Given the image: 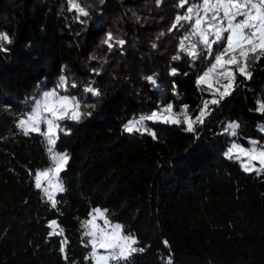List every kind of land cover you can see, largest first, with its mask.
Wrapping results in <instances>:
<instances>
[{
    "label": "trees",
    "instance_id": "obj_1",
    "mask_svg": "<svg viewBox=\"0 0 264 264\" xmlns=\"http://www.w3.org/2000/svg\"><path fill=\"white\" fill-rule=\"evenodd\" d=\"M77 2L91 12L87 25L73 19L76 13L67 0H0V31L13 37L12 45L5 44L10 51L0 52V264H64L56 238L45 243V223L57 214L42 202L27 175V169L49 164L43 138L18 134L13 115L31 109L25 97L40 95L38 82L45 90L54 86L61 65L78 84L94 79L103 93L95 110L87 109L91 117L65 122L71 135L58 141L57 150L71 155L69 173L62 174L68 191L58 194V199L64 196L58 219L76 264H93L84 260L89 249L80 245V221L96 207L107 209L108 218L125 233L152 245L139 264H161L157 256L163 253L155 250L164 237L172 244L174 264H264V173L246 174L224 157L233 140L228 123L239 124L243 145V138L262 137L258 127L264 128V114L258 103L264 102V59L255 66L253 80L207 117L198 140L181 131L183 124L150 121L146 124L158 132V140L146 133L128 135L121 131L124 123L163 101L172 102L174 112L187 104L195 118L202 99L211 98L197 89L195 79L213 61L190 67L184 53L179 61L171 59L190 29L182 21L179 31L168 32L175 15L184 13L179 0H164L158 9L155 0ZM132 13L141 16L140 22ZM109 30L129 42L124 55L108 53L101 44ZM162 31L165 35L157 40ZM90 54L97 59L90 60ZM93 68L101 69V75H92ZM171 68L180 75L170 77ZM152 75L155 85L144 79ZM173 79L180 85L179 99L172 97ZM77 94L84 98L83 92ZM87 99L96 101L90 95Z\"/></svg>",
    "mask_w": 264,
    "mask_h": 264
},
{
    "label": "snow or ice",
    "instance_id": "obj_2",
    "mask_svg": "<svg viewBox=\"0 0 264 264\" xmlns=\"http://www.w3.org/2000/svg\"><path fill=\"white\" fill-rule=\"evenodd\" d=\"M103 5L105 0H99ZM69 10L74 11L73 17L81 25H87L91 19V12L77 0H67ZM164 0H155L156 8H160ZM185 5H188L185 8ZM178 7L184 9V13H177L174 22L168 28L169 34L179 31L183 27L181 23L186 22L191 27L179 40L178 52L172 56L173 61L181 60L180 53H184L190 61V67L196 62L204 63L212 60L213 63L207 70L198 74L195 83L197 89L202 93H208L210 99H202V104L195 115L189 113V106L183 104L180 112H174L173 103L163 101L157 105L149 114H144L135 119H130L122 125V133L147 134L154 140L159 139L158 132L150 129L146 121L164 126H180L181 131L191 133L194 140L199 139L200 128L205 125L207 117L211 116L224 100L231 97L234 92L246 87V81L253 80V74L261 59H264V0H201L200 3H189V0H179ZM103 11V9H101ZM137 22L141 16L132 13ZM79 35V33H77ZM160 32L157 40L164 36ZM129 42L118 38L112 31H107L101 40V44L107 47L108 53L114 50L118 55H124L127 51L125 45ZM5 44L12 45L13 37L6 31H0V52L8 53L10 49ZM158 47L152 42L151 48ZM90 60H96L95 55L89 56ZM107 62L105 57L104 63ZM103 67V64L102 66ZM67 65H61L59 76L52 82L53 87L42 89L40 82L37 83L38 97H25V102L31 101L32 107L28 111L14 112L15 128L18 134L31 138L33 134L42 137L49 164L43 169H27V175L31 179L32 187L38 191L41 200L47 203L51 210L57 214V218L47 220L45 227L48 229L45 243L56 238L59 245L58 254L64 264H76L75 259L69 255L70 240L65 229L60 224L58 217L63 214L62 204L68 189L64 184L62 174L69 173V162L71 155L67 151H58V141L62 137L71 135V128L65 122L82 123L83 120L92 116L91 108L95 110L96 104L100 103L103 93L95 86L96 81L90 79L85 85L77 83V78L71 73L65 74ZM94 76L101 75V69L90 70ZM170 77H178V68H171ZM187 76L188 73H183ZM223 78L213 81V76ZM243 79L239 82L237 77ZM152 85L157 83L155 75L144 77ZM47 81V78H44ZM172 97L179 99L180 85L175 79L171 81ZM83 92L84 98H80L77 92ZM95 97V103H88V96ZM215 106V107H212ZM11 108V105L8 106ZM249 111H252L249 109ZM264 114V104L259 108ZM233 129L231 136L237 135L235 129L239 124H229ZM264 132V129H260ZM0 139H3L0 137ZM251 147L246 148L238 143H232L227 147L224 157L233 160L235 157L241 161L242 171L251 175L252 173H264V145L259 141H251ZM243 158V159H241ZM258 164V166H257ZM27 203V201H25ZM107 209L93 208L89 212V218L80 221L83 230L80 245L89 249L84 257L85 262L91 260L93 264H139L140 258L153 250L150 243H144L131 232L125 233L123 226L119 223L113 224L106 215ZM102 222V223H101ZM85 237L87 239H85ZM162 252L157 260L161 264H174L173 247L166 238L160 240Z\"/></svg>",
    "mask_w": 264,
    "mask_h": 264
},
{
    "label": "rangeland",
    "instance_id": "obj_3",
    "mask_svg": "<svg viewBox=\"0 0 264 264\" xmlns=\"http://www.w3.org/2000/svg\"><path fill=\"white\" fill-rule=\"evenodd\" d=\"M191 4V3H190ZM191 27V26H190ZM213 81H215L216 79H220L221 80V82H223V78L222 77H219L218 75H214L213 76ZM262 104H264V102H262V101H260L259 103H258V111H259V108H260V106L262 105ZM229 124H237V123H228V125ZM237 129L238 128H236L235 129V131H236V133H237ZM260 129H264L263 127H261V126H259L258 127V130L260 131ZM233 131V129H231V128H229L228 126L226 127V132H227V135L228 136H230L233 140H232V142H231V144L232 143H238L239 145H241V146H243V147H246V148H250L251 147V141H259L260 142V145H264V132H262V131H260V133L262 134L261 136V138H257V139H252V138H243V139H245L246 140V142H247V145H243L240 141H238V133H237V135L235 136V137H233V136H231V132ZM230 144V145H231ZM241 159H243V158H241ZM231 161H233V162H236V163H238L241 167H242V165H241V161L240 160H237L235 157L233 158V160H231ZM257 166H258V164H257ZM102 223V222H101ZM112 223L113 224H116L117 222H113L112 221Z\"/></svg>",
    "mask_w": 264,
    "mask_h": 264
}]
</instances>
